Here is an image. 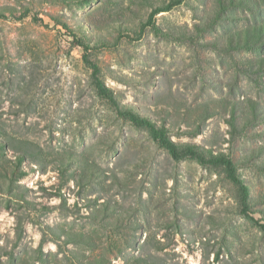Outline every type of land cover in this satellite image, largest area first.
Here are the masks:
<instances>
[{
	"label": "rangeland",
	"instance_id": "rangeland-1",
	"mask_svg": "<svg viewBox=\"0 0 264 264\" xmlns=\"http://www.w3.org/2000/svg\"><path fill=\"white\" fill-rule=\"evenodd\" d=\"M174 1L0 0V264H264V0Z\"/></svg>",
	"mask_w": 264,
	"mask_h": 264
},
{
	"label": "trees",
	"instance_id": "trees-1",
	"mask_svg": "<svg viewBox=\"0 0 264 264\" xmlns=\"http://www.w3.org/2000/svg\"><path fill=\"white\" fill-rule=\"evenodd\" d=\"M180 1L181 0H175L174 2H171L170 4H168V6H166L165 8H161L157 10V12L166 11L171 6L178 4ZM246 31L243 32V37L241 35L238 36V38L236 39L237 44L240 45L241 42L244 44V46L251 44L252 47H254L257 51L259 52L261 51L260 53H257L258 54L257 59L254 61V64H255L254 66L256 67L255 69H252V70H254L256 74L264 73V54H263L264 52V23H261V22L254 23L252 27L247 29ZM77 40H78V44L82 46L84 50H86L88 45L85 43V41L83 39H77ZM230 42H231V39L228 40V43ZM261 83L264 84L263 81ZM97 86L101 93L107 95L110 101H112L113 104H116L115 100H113L112 95L107 92V89L100 82L97 83ZM125 114L135 124H138L140 126L141 125L146 126L152 138L156 140L159 144H161L163 147H165L175 160H179L184 157H191V158L196 159L201 164L220 166L224 168L228 176L231 178L233 182H235L238 185L241 191L242 206L244 208L248 207V199H249L248 198V192H249L248 188L242 180L236 177L234 164L231 161V159L224 156L223 154L208 156L205 153H203L201 150H199L197 147H195L194 145H190V144L178 145L174 143L172 140H170L168 137H166L165 132L163 131L162 128L157 127L155 124H153L151 120L147 119L146 117L138 116L132 112H128ZM254 119L255 120L253 121V124L264 125V109L263 111H260V115L258 118L254 115ZM260 134L264 137V129L261 131Z\"/></svg>",
	"mask_w": 264,
	"mask_h": 264
}]
</instances>
